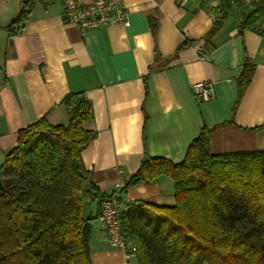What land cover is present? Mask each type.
I'll return each instance as SVG.
<instances>
[{
  "label": "crops",
  "instance_id": "1",
  "mask_svg": "<svg viewBox=\"0 0 264 264\" xmlns=\"http://www.w3.org/2000/svg\"><path fill=\"white\" fill-rule=\"evenodd\" d=\"M207 1L122 0L127 25L81 31L64 21L57 1L0 0V165L18 130L42 117L66 124L61 101L73 93L92 106L93 120L83 127L96 137L82 159L101 195L134 173L144 154L181 162L202 126L214 127L213 154L264 151V36L238 35L239 20L231 17L207 38L216 14ZM24 7L26 18L11 36L5 27ZM244 50L255 71L233 115ZM196 83L212 84L214 98L200 101ZM120 197L156 206L175 202L167 177L129 187ZM85 214L95 218L92 263L135 264L134 256L104 242L97 200L89 199Z\"/></svg>",
  "mask_w": 264,
  "mask_h": 264
},
{
  "label": "trees",
  "instance_id": "2",
  "mask_svg": "<svg viewBox=\"0 0 264 264\" xmlns=\"http://www.w3.org/2000/svg\"><path fill=\"white\" fill-rule=\"evenodd\" d=\"M214 10L207 38L235 15L238 35L253 30L264 36V0H219ZM27 13L24 7L5 27L11 36ZM156 28L151 21L152 31ZM153 71L150 66L148 74ZM254 71L244 50L233 115ZM61 105L66 124L42 117L18 130L15 147L0 165V264H93L94 218L84 215L83 197L95 201L111 193L100 194L82 159L96 137L83 127L93 120L90 101L73 93ZM213 129L201 127L181 162L144 154L125 177L122 194L167 177L175 201L173 206L124 203L121 234L136 250L135 264H264V151L213 154Z\"/></svg>",
  "mask_w": 264,
  "mask_h": 264
},
{
  "label": "built area",
  "instance_id": "3",
  "mask_svg": "<svg viewBox=\"0 0 264 264\" xmlns=\"http://www.w3.org/2000/svg\"><path fill=\"white\" fill-rule=\"evenodd\" d=\"M44 2L57 1L62 10L66 23L73 25L81 31L95 29L104 25H127V11L122 0H41ZM193 92L202 102L214 98V88L210 83H196ZM125 181L121 176L116 190L109 197L102 200L99 211L104 231V242L111 248L121 249L125 255L135 256L134 246L125 240L121 234L119 212L125 209V204L120 197V189Z\"/></svg>",
  "mask_w": 264,
  "mask_h": 264
},
{
  "label": "rangeland",
  "instance_id": "4",
  "mask_svg": "<svg viewBox=\"0 0 264 264\" xmlns=\"http://www.w3.org/2000/svg\"><path fill=\"white\" fill-rule=\"evenodd\" d=\"M218 1L219 0H208L207 2V4L209 5V7L210 6H212V8H215V6H216V4L218 3ZM235 17H236V15H235ZM237 18V17H236ZM102 200L103 199H101V200H97V202H98V205H99V211H100V208H101V204H102ZM88 203H89V199H87L86 198V196H84L83 197V204H84V211H83V213H84V215H86L85 214V212H86V210H87V207H88ZM97 218V217H96ZM95 219V218H94ZM98 220H99V222L101 223V220H100V218H99V215H98ZM102 224V223H101ZM103 227V226H102ZM104 230V229H103ZM112 247V246H111ZM114 249H116V248H114ZM119 250H121V249H119ZM123 253H124V251L123 250H121ZM124 255H125V253H124ZM125 257L126 258H129V256L128 255H125Z\"/></svg>",
  "mask_w": 264,
  "mask_h": 264
}]
</instances>
